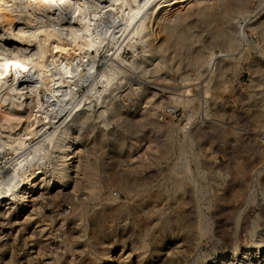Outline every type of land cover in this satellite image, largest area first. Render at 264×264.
I'll use <instances>...</instances> for the list:
<instances>
[{"label": "rangeland", "instance_id": "rangeland-1", "mask_svg": "<svg viewBox=\"0 0 264 264\" xmlns=\"http://www.w3.org/2000/svg\"><path fill=\"white\" fill-rule=\"evenodd\" d=\"M247 1L237 20H225L231 23L219 18L212 23L209 13L200 17L195 8L201 1L195 2L178 30L167 26L159 34L161 48L153 60L132 71L84 118L88 127L81 134L83 151L77 152L78 173L65 195L48 199L47 192L35 190L27 209L12 200L0 204V264H97L116 246L124 248L117 264H192L218 249L259 240L264 234V39L257 27L264 22V13L258 22L264 0ZM215 30L232 34L239 43L232 50L224 48ZM114 45L99 53L100 69L110 58L105 52L112 55L118 49ZM141 50L139 46L134 53L127 47L121 56L130 61ZM258 80H263L261 89ZM88 87L81 90L82 97ZM151 87L159 88L158 94L144 100L142 108L114 113L118 107H134ZM256 91L262 94L254 97ZM31 98L33 107L27 110L35 122L48 104H36L40 96L35 93ZM101 110L107 113L101 115ZM69 111L27 146L59 128ZM7 144L1 145L0 169L21 152L15 143ZM5 176L0 194L6 193ZM35 206L38 212H32ZM172 252L174 258L168 255Z\"/></svg>", "mask_w": 264, "mask_h": 264}, {"label": "bare ground", "instance_id": "bare-ground-1", "mask_svg": "<svg viewBox=\"0 0 264 264\" xmlns=\"http://www.w3.org/2000/svg\"><path fill=\"white\" fill-rule=\"evenodd\" d=\"M195 2H200L197 4L199 8L197 10L195 8V13L198 11L202 18L207 17L209 13L208 17L213 18L212 23H216L214 21L217 18L221 21L235 19L246 10V5H248L247 0H0V153L5 143H12L11 145L15 143V147H11L21 149L18 157L15 155L16 158L5 160L0 169L2 173L0 178L3 175L8 178V180L3 179L5 180L3 183L7 184V187L5 188L6 193L0 194V204L12 200V202L18 203L19 207L27 209V203L31 199V194L36 192L35 190L47 192L49 199L59 197L64 193L63 191L71 187L74 176L78 173L79 160L77 156L81 154L79 147L82 144L80 143L81 140H83L81 134L87 126L84 119L86 115L89 118L95 104L105 103L114 88L120 87L119 85L123 81L130 79L132 71H138L143 63L148 62L149 59L150 61L153 60L155 50L158 47L161 48L159 45L162 42L159 40V34H162V31L168 27L169 30L170 27L178 30L182 19L193 13L189 7ZM194 5L197 7L196 4ZM263 13L264 10L258 22H260ZM246 16L248 15L245 14L243 19ZM202 20L204 21V19ZM210 23L208 22V24ZM260 24L258 23L257 33L262 35L263 37H261L264 39V22L261 26ZM222 27L226 26L222 25ZM222 27L220 26V29ZM254 27L252 26V28ZM216 29H218L217 26ZM213 32H216L217 37H220L221 40L223 39V41H219L223 42L224 48H234V42H238L235 41L231 33L229 36L222 30ZM226 32L228 33V31ZM181 36L186 37V32L183 31ZM108 44H115L114 46L118 49L112 55H110V50L105 52V56L110 58L107 59L104 68L100 69L98 55L102 48L107 47ZM139 46L142 50L132 60L126 61L121 56L124 48L128 47L136 53ZM202 53L200 54L204 55V52ZM200 54L198 55L200 56ZM226 56L230 59L231 54ZM211 58L213 57L211 56ZM159 61L161 58L156 61L158 62L156 63L158 69L159 66H162ZM162 61L164 62L163 59ZM197 61L201 63L199 62L201 60L198 59ZM205 62L209 64V61H204L203 64H206ZM203 66L207 67V65L201 67ZM146 68L148 69V67ZM141 71L143 73V69ZM258 81L260 85L257 81L255 84L261 89V81L263 80ZM85 86H89L88 91L82 97L80 92ZM156 90L159 88L151 87L145 90L134 107L114 108V113L135 112L142 108L144 100L153 98L154 95L158 94ZM261 92L256 91L253 96H259L262 94ZM34 93L40 96V100L39 102L36 101V104H48V110L44 113L41 111L44 117L34 113L35 116L39 115L35 122L30 116L32 112L27 110L33 103L31 95ZM174 94L176 93H173V96ZM180 94L183 96L184 93ZM79 96H81L80 100ZM32 107L33 105L30 106L29 110ZM42 108L44 107L42 106ZM36 111L38 112V110ZM66 111H69V115L59 128L50 132L47 137L37 141L34 145L27 146L29 142L45 133V130L53 125L57 117ZM106 113V110H101L100 114ZM32 117L34 119V116ZM8 147L10 148V146ZM8 150L5 151L10 154V150ZM5 157L7 159L8 155ZM74 190L76 189L74 188ZM38 200L40 198L36 201ZM36 201L34 200L33 203ZM40 204L42 203L40 202ZM34 208L32 212H35L37 206ZM36 214L33 213V215ZM30 216L28 218L32 220L34 216L32 218ZM22 221L25 222V220ZM25 238L27 239V236ZM116 247L109 250L106 258L103 261L99 260L97 264H117L124 248L118 249ZM173 254L174 252L168 255L173 257ZM28 260L33 261L31 255ZM197 262L198 264H264V234L251 245H236L233 250L218 249L203 258L198 257Z\"/></svg>", "mask_w": 264, "mask_h": 264}, {"label": "built area", "instance_id": "built-area-1", "mask_svg": "<svg viewBox=\"0 0 264 264\" xmlns=\"http://www.w3.org/2000/svg\"><path fill=\"white\" fill-rule=\"evenodd\" d=\"M253 41H256L257 42V40L255 39V38H253ZM263 145H264V132H263Z\"/></svg>", "mask_w": 264, "mask_h": 264}]
</instances>
